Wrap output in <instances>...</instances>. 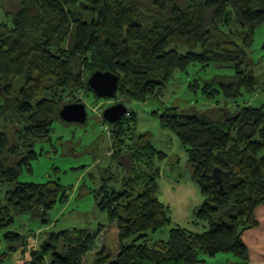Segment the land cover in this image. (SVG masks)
<instances>
[{
  "label": "trees",
  "instance_id": "1",
  "mask_svg": "<svg viewBox=\"0 0 264 264\" xmlns=\"http://www.w3.org/2000/svg\"><path fill=\"white\" fill-rule=\"evenodd\" d=\"M9 2L12 24L0 23V264L20 250L29 253L28 264H208L205 257L220 253L231 254L233 264H250L242 234L258 227L255 210L264 207V103L238 100L264 91L248 58L254 30L264 22V0ZM210 65L232 76L194 79L187 89L206 102L232 104L233 111L154 113L186 151L203 197L191 222L198 230L173 224L159 201L157 163L167 155L149 134H137V114L127 109L108 124L110 157L128 160L126 176L116 185L112 175L104 177L93 190L116 249L103 241L99 225L40 233L28 250L31 233L12 230L16 217L48 225L54 207L68 199L69 189L57 180L19 182L41 155L36 145L49 142L53 123L62 122L59 111L71 104L62 105V98L90 92L87 78L110 71L119 77L116 96L144 103L162 95L176 73L194 67L198 75ZM158 231L164 236L151 240Z\"/></svg>",
  "mask_w": 264,
  "mask_h": 264
},
{
  "label": "rangeland",
  "instance_id": "2",
  "mask_svg": "<svg viewBox=\"0 0 264 264\" xmlns=\"http://www.w3.org/2000/svg\"><path fill=\"white\" fill-rule=\"evenodd\" d=\"M9 0H0V23L12 24L13 11L8 6ZM248 58L254 65L256 78L264 82V22L254 30L253 41L248 50ZM198 70L190 67L187 73H176L162 95L146 102L128 101L121 95L111 100H97L93 94L86 91L74 93L76 96L62 98V105L69 103H81L85 105L87 119L85 124H66L60 121L53 123V131L50 140L44 144H37L35 151L40 156L32 161V170L24 169L20 174L19 182L43 184L48 180L58 181L62 186L69 189L68 199L64 204H57L50 213L51 223L43 225L38 219H31L29 215L16 217V223L12 230L18 233L30 232L28 236V250L38 244L37 235L49 232H57L72 228H88L96 230L99 225L105 227L103 241L113 249L116 245V235L109 225L107 214L101 212L96 204L93 190L103 183V178L112 175V185H116L126 176L128 160L119 157L114 160L110 157L113 152L108 124L102 121L103 111L115 104L121 103L128 110L137 114V134H149L152 145L167 157L159 161L160 169L158 179V199L165 204L169 211L172 223H180L178 226L198 230L193 226L194 211L201 205L203 197L200 189L192 181V173L188 168L186 151L177 136L169 129L162 128L154 113H161L165 108L177 107L181 111L205 113L212 116V112L231 109L229 103L224 101L206 102L200 93L189 92L187 86L194 79L206 80L213 77L221 78L232 76L227 69H217L210 65L198 75ZM261 88V87H260ZM74 99V101H70ZM257 106L264 103V91H257V97L245 96L240 98L239 103ZM219 102V103H218ZM231 102V101H229ZM227 106V108H226ZM222 114V113H221ZM220 113L214 114V119L220 118ZM220 116V117H219ZM120 163L122 165H120ZM110 171H105L109 170ZM123 170V172H122ZM189 221V223H187ZM28 234V233H27ZM34 234V235H32ZM164 236L160 232L150 234V239L155 241ZM229 254L220 253L213 258L205 257L208 264H221ZM231 256V255H230ZM29 253L17 252L7 264H28Z\"/></svg>",
  "mask_w": 264,
  "mask_h": 264
},
{
  "label": "water",
  "instance_id": "3",
  "mask_svg": "<svg viewBox=\"0 0 264 264\" xmlns=\"http://www.w3.org/2000/svg\"><path fill=\"white\" fill-rule=\"evenodd\" d=\"M119 77L110 71H95L86 81L87 88L96 99L111 100L116 97ZM127 115V108L121 104H115L106 108L102 113L103 120L113 125ZM59 118L66 124L83 125L87 119L84 104L72 103L63 105L59 111Z\"/></svg>",
  "mask_w": 264,
  "mask_h": 264
},
{
  "label": "crops",
  "instance_id": "4",
  "mask_svg": "<svg viewBox=\"0 0 264 264\" xmlns=\"http://www.w3.org/2000/svg\"><path fill=\"white\" fill-rule=\"evenodd\" d=\"M255 216L259 222L258 227L245 231L242 234V240L246 245L249 253L250 264H264V207H258L255 210ZM189 223V221H187ZM175 224V223H174ZM180 224L179 222L176 223ZM114 250L116 246H113ZM229 254L221 264H233L234 257Z\"/></svg>",
  "mask_w": 264,
  "mask_h": 264
}]
</instances>
